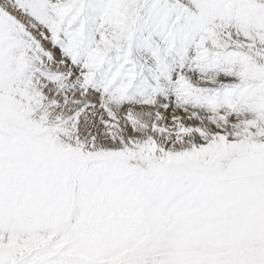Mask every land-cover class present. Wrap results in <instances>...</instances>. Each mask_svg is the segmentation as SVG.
Returning a JSON list of instances; mask_svg holds the SVG:
<instances>
[{"label":"snow or ice","instance_id":"obj_1","mask_svg":"<svg viewBox=\"0 0 264 264\" xmlns=\"http://www.w3.org/2000/svg\"><path fill=\"white\" fill-rule=\"evenodd\" d=\"M0 264H264V0H0Z\"/></svg>","mask_w":264,"mask_h":264}]
</instances>
